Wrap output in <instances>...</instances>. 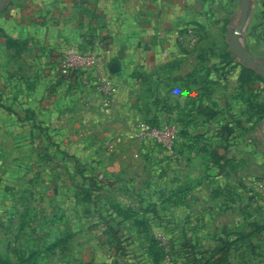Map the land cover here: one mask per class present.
Listing matches in <instances>:
<instances>
[{
	"label": "rangeland",
	"instance_id": "rangeland-1",
	"mask_svg": "<svg viewBox=\"0 0 264 264\" xmlns=\"http://www.w3.org/2000/svg\"><path fill=\"white\" fill-rule=\"evenodd\" d=\"M13 2L9 0L0 12V93L13 89L21 98L38 75L39 59L31 44L7 32L5 15ZM238 3L196 0L187 9L189 24L178 30L183 37L181 53L139 73L126 105L129 115L126 109L114 112L115 98L105 100L95 79L88 92L96 99H83L68 111L69 143L80 145L87 159L81 167L110 183L101 192L98 209L47 142L37 143V133L25 135L32 141L35 163L10 182L2 199L3 260L9 264H132L115 247L112 232L116 230L129 238L133 250L148 264H185L187 260L175 251L176 243L170 241L175 227L161 231L151 222L150 210L156 207L169 220L184 225L185 238L197 249L209 247L221 235L233 241L229 264H264V228L260 227L264 202L257 189L255 160H248L243 169L239 157H232L228 170L220 169L216 178L208 162L213 149L200 144L207 142L204 134L215 129L219 118L230 122L234 136L246 145L263 140L264 75L241 64L228 49L226 31L236 26ZM242 43L264 68V0H250ZM74 71H60L59 78ZM199 103L218 109L222 117H206L198 110ZM240 103L247 105V117L238 114ZM11 122L0 111V159L7 164L20 136ZM144 126L167 127L171 146L141 139L138 132ZM224 179L237 193L224 187ZM158 233L165 236V243Z\"/></svg>",
	"mask_w": 264,
	"mask_h": 264
},
{
	"label": "crops",
	"instance_id": "crops-1",
	"mask_svg": "<svg viewBox=\"0 0 264 264\" xmlns=\"http://www.w3.org/2000/svg\"><path fill=\"white\" fill-rule=\"evenodd\" d=\"M195 3L196 0H14L5 15L7 32L32 45L39 65L31 89L21 98L13 89L8 94L0 93V101L5 107L12 108L9 111L0 106V111L6 120L15 124V134H20L8 164L0 159L1 207L10 182L20 176L23 168L35 163L32 141L25 136L30 132L37 133V143L46 141L59 163L72 170L81 182L72 166L75 161L81 165L87 159L80 145L69 143L72 123L68 121L67 114L69 110L76 109V104L79 105L83 99L93 96L88 91L95 83L96 71L82 65L75 55H97L101 71L117 86L113 103L117 110L114 112L118 114L120 109H126L125 113L129 115L131 109L126 105L131 101L132 91L139 79L136 75L149 72L179 56L183 37L178 30L188 23L187 9ZM69 51L72 52L70 59L76 71L59 78L62 76L59 71L61 57ZM98 97L104 103L102 97ZM94 99L91 102L95 103ZM247 111V105L240 103L238 114L247 117ZM25 115L35 117L36 124L44 129L48 139L38 128L29 126ZM217 117L222 116L219 114ZM262 121L264 124V118ZM220 123L219 118L215 129L204 134L205 138L209 136V140L200 142L215 151L216 156H208L209 165L213 166L216 159L223 169L228 170V162L238 156L239 168L244 169L248 160L253 158L260 181L257 189L264 202V134L263 140L256 142L255 146L246 145L234 134L229 141L220 143L214 136ZM23 128L26 130L23 131ZM256 128L260 132L259 127ZM210 171L213 176L219 177L216 167H211ZM222 181L226 189L237 193L231 183L226 179ZM242 195L239 193V196Z\"/></svg>",
	"mask_w": 264,
	"mask_h": 264
},
{
	"label": "trees",
	"instance_id": "trees-1",
	"mask_svg": "<svg viewBox=\"0 0 264 264\" xmlns=\"http://www.w3.org/2000/svg\"><path fill=\"white\" fill-rule=\"evenodd\" d=\"M227 56L231 57L229 52H227ZM243 70L247 71L246 68H243ZM138 75L139 74L136 75V79L138 78ZM0 106L4 108L5 104L0 101ZM5 108L9 111L12 110L11 106H6ZM198 110L208 118H215L219 115V112L215 108H211L206 105L204 106L201 103L198 104ZM25 119L28 121L29 126L36 127L43 133L44 129L36 124L35 117L33 115H25ZM233 133L234 130L230 122L226 120H221V123L218 125L214 136L216 137L217 141H219L220 143H224L231 139ZM44 135H46L48 139L47 133H45ZM208 138L209 136L205 139L209 140ZM224 149H226V147H224ZM212 154V156H216L215 152L213 151ZM218 161L219 160L215 159V161L213 162V167H216L218 170H220L222 168V164H220ZM72 167L75 169V172L79 175L82 184L85 185V188L89 194L90 200L92 201L94 208L98 209L100 206L99 202L101 203L102 201L101 190L105 187H108L110 183L99 178L97 175L87 174L77 161L74 162ZM150 211L152 214L151 222L155 223L161 231H165L166 228L169 229V226L175 227L176 232H171L172 234H170L169 237L171 242H175V245H178H174L175 251L181 257H184V260H187L183 263L229 264L228 257L229 252L233 246L232 240H229L227 237L220 235L215 238L214 243L209 247L197 249L194 244L188 242L187 238H185L186 230L184 229L183 224H180V222L177 220H169L164 216V212L157 209L156 207H152ZM105 212L107 213L108 211L105 209ZM260 227L264 228V225H261ZM112 233L116 249H118L121 254L126 255L130 259L132 264L149 263L146 259L142 257V255H139L135 250H133V243L129 240L127 236L120 235L116 230H114ZM198 255H203V257H198ZM0 264H9V262L3 260L0 257Z\"/></svg>",
	"mask_w": 264,
	"mask_h": 264
},
{
	"label": "built area",
	"instance_id": "built-area-1",
	"mask_svg": "<svg viewBox=\"0 0 264 264\" xmlns=\"http://www.w3.org/2000/svg\"><path fill=\"white\" fill-rule=\"evenodd\" d=\"M66 54V58L62 59L61 61L60 71L62 74L71 72L74 67L70 59L72 58V52L69 51ZM75 56L78 57L82 65H84L86 68L96 71L95 82L98 90L103 94L105 100L113 101L117 92V86L104 72L101 71L97 55L94 53H77ZM168 132L169 130L167 127L152 128L144 126L141 127L138 135L141 139H149L156 143H163L169 148L171 146V140L167 136ZM158 237L162 243L166 242L165 236H163L161 233H158Z\"/></svg>",
	"mask_w": 264,
	"mask_h": 264
},
{
	"label": "water",
	"instance_id": "water-1",
	"mask_svg": "<svg viewBox=\"0 0 264 264\" xmlns=\"http://www.w3.org/2000/svg\"><path fill=\"white\" fill-rule=\"evenodd\" d=\"M9 0H0V12L6 7ZM240 13L236 22V26L228 28L226 31V38L228 41L229 51L239 59L241 64L248 68H254L257 72L264 75L263 64L256 61L247 51L242 43V31L246 26L248 19V11L250 0H239L238 3Z\"/></svg>",
	"mask_w": 264,
	"mask_h": 264
}]
</instances>
